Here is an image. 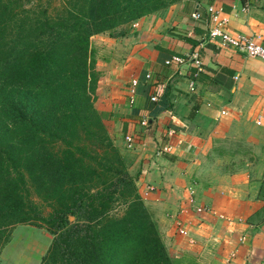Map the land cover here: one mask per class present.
Wrapping results in <instances>:
<instances>
[{
    "label": "trees",
    "instance_id": "1",
    "mask_svg": "<svg viewBox=\"0 0 264 264\" xmlns=\"http://www.w3.org/2000/svg\"><path fill=\"white\" fill-rule=\"evenodd\" d=\"M173 1L0 0V229L45 225L40 264H178L94 106L89 48Z\"/></svg>",
    "mask_w": 264,
    "mask_h": 264
},
{
    "label": "crops",
    "instance_id": "2",
    "mask_svg": "<svg viewBox=\"0 0 264 264\" xmlns=\"http://www.w3.org/2000/svg\"><path fill=\"white\" fill-rule=\"evenodd\" d=\"M258 1L245 0L242 4L240 0H180L158 14L145 15L121 26L124 29L121 34L105 37L104 58L94 59L95 70L99 72L96 92L101 96L103 123L122 153L144 203L152 210L169 208L165 213L159 212V219L179 218L187 234H193L194 238L201 237L197 227L198 223L203 225L201 218H205V223L213 216V221L221 220L217 217L220 213L214 209L215 214L195 213L185 202L187 187L194 191L196 205L226 207L235 215L241 212L237 217L241 222L233 227L227 225L232 232L220 224L223 230L218 234L213 253L216 264H264V135L260 140L262 148L251 155L248 171L240 175L243 186L238 187L236 182L230 186L233 175L223 170H217L218 179L224 181L219 184L212 181L211 185L201 186L196 177L204 175L208 168V165L204 168L203 161L209 159V140H202L207 130L214 128L217 133L212 134H218L221 124L229 123L230 119L239 128L242 111H252L257 101L264 98V60L245 57L209 40L206 7L211 4L220 8L228 19L229 33L258 34L264 44V9L257 8L261 7ZM193 12L200 14L198 20L191 18ZM193 51L203 65L194 79H191V65L163 64L170 55ZM133 78L137 84L134 101L129 105L128 87ZM190 80L192 90L188 89ZM150 95L157 101L151 103ZM192 108L194 114L189 116ZM228 108L238 109L240 113L233 112L229 117ZM220 110L227 113L221 115ZM217 113L228 118L215 121ZM142 118L147 120L146 126L139 124ZM253 125L264 126L254 122ZM245 128L250 129V125ZM127 134L133 140L130 149L123 141ZM247 141L254 143L250 137ZM165 146L166 151L162 150ZM146 185H152L153 190L144 195ZM240 236H244V241L238 243ZM204 241L206 245L211 243L207 235ZM207 251L204 246L201 254Z\"/></svg>",
    "mask_w": 264,
    "mask_h": 264
},
{
    "label": "rangeland",
    "instance_id": "3",
    "mask_svg": "<svg viewBox=\"0 0 264 264\" xmlns=\"http://www.w3.org/2000/svg\"><path fill=\"white\" fill-rule=\"evenodd\" d=\"M179 1L180 0H175L171 4L164 7L163 9L153 13L158 14L161 11L168 8L170 5L177 3ZM258 2L260 4L259 6L261 7H257V8L264 9V0H259ZM121 26L110 31L98 33L104 35L102 36V38H98L94 36L96 34L89 37V48L91 50V54L94 59L95 58L101 59L102 57L104 58L105 52L103 49L107 44V42L104 41L105 37L106 38L107 36L113 37L121 34V32H123L124 30ZM100 100H101L100 93L95 92L94 106L98 111V113L100 112V109L103 108L102 102H100ZM228 109H229L228 115L232 114L233 112L237 114L240 113L238 109L235 108H228ZM258 112L264 113V98L262 97L260 98L259 101H257L255 107L252 108V111L249 110H247L246 112L242 111L240 115L241 122L239 124L240 126L239 128H237L238 125L237 122L235 120L230 119L229 123L221 124L222 129L221 128L219 129L220 133L218 134H212L216 132L214 128L207 130V134L205 135L206 137H202V140L203 141L209 140L207 146L209 148V159L207 161L206 160L203 161V164L205 165L204 168H207V165L208 168H207V172L204 175L196 176L201 186L211 185L212 181H214L215 184H219V181L224 182L222 179H218L220 174H218L217 170H223L225 173H229V175H233L230 177L233 181L229 184L230 186H232V184L235 182L238 185V187L243 186L245 184L240 178L241 177L240 175L248 171V165H249L248 163L252 162L253 160V157L251 155H255L254 152L262 148L261 138L264 135V126L263 128L253 127L254 126L253 117ZM99 115L101 116L102 121H104V117L101 115V112L99 113ZM228 115L224 117H220L219 113H217L214 120L218 121L219 119L220 120L226 119L228 118ZM233 125L236 126L233 127ZM249 125H250V129L245 128L246 126ZM247 137L248 138L250 137V139H254V143L251 142L250 144L247 141ZM110 139L112 141L111 137ZM116 149L118 150L117 147ZM120 155L127 170L126 163L123 160L122 153H120ZM209 168L212 174L209 172L208 170ZM129 176L132 178L131 175ZM139 197L142 203L144 204V206L146 207V209L150 212L152 219L156 224L160 239L165 247V251L174 261H177L178 264H207V262L208 263L210 262V264L211 263L216 264L217 258L216 255L213 253L216 250L215 248L216 244H218V240H219L218 234H221V231L223 230L221 229V227L225 225V229H228L227 231L232 232L233 229L228 228L227 225L233 227L235 223L237 224L241 222V220L237 218L239 215H242L241 212L239 213V215H235L227 211L226 207L222 209L215 205L213 206L208 205L209 207L208 206L207 207L209 208L210 211H213L212 209H214L218 211L220 214H222L221 211H223L224 218L219 220V222L220 221L222 222L219 223L213 221L214 219L212 218L214 216L207 220L208 223L203 222L205 218H201L200 223H203V225L199 226V223L197 224V227L200 231L199 233L201 235L200 238H194L193 237L194 235L192 234L193 235L192 236L190 233L187 234L188 237L180 236L179 234H177L176 231V226H175L176 217H174L171 221L169 220V217L164 216L163 221H161L159 219L161 215L159 214V212H162L163 209L161 210L160 208L157 210H152L150 206H147V204L144 203L143 196L140 195ZM32 199L36 205V208L41 212L43 216H46L50 211L49 206L45 202H42L41 200L37 199L34 196H32ZM123 208L124 206L122 204L116 202L113 205L112 209L110 210V214L119 215L121 214ZM168 209L169 208L167 207L163 211V213H165V211H168ZM197 216L200 217L199 215ZM66 218L68 221H74V217L71 215H67ZM221 223H223L222 226H220ZM206 235L208 239L211 240V243L209 245H206L204 241V236ZM53 236L54 235L51 234L48 228L43 224L41 226H38V225H33L31 223H13L4 228H1L0 229V264H40V260L43 254L45 253L47 247L49 246ZM238 239L237 241L239 243ZM173 244H176L177 247L175 248ZM204 246H207V249L209 251H207L205 254H201ZM207 253L208 255H206Z\"/></svg>",
    "mask_w": 264,
    "mask_h": 264
},
{
    "label": "built area",
    "instance_id": "4",
    "mask_svg": "<svg viewBox=\"0 0 264 264\" xmlns=\"http://www.w3.org/2000/svg\"><path fill=\"white\" fill-rule=\"evenodd\" d=\"M207 13V22L210 23L207 27L206 37L209 40L216 41V43L221 47L231 48L239 52L240 54L244 55L245 57L257 58L264 60V44L262 43V37L258 34H244V33H237L231 34L227 31L226 25L228 19L226 16L221 14L220 8H216L214 5H207L206 7ZM191 18L194 20H198L200 18V14L198 12L191 13ZM135 25V24H133ZM163 64L168 65H183L188 64L191 65V79H194L198 73L203 70V65L198 58V54L196 51H193L189 54L185 55H170L169 57L165 58ZM149 75L146 74L145 78H148ZM137 84V80L135 78L130 80L129 87H128V95H127V103L130 105L134 101V93H135V86ZM193 82L192 80L189 81L188 89H193ZM149 101H157V98L154 95L149 96ZM227 112L224 110H220L221 115H225ZM255 125H264V113L258 112L253 120ZM139 124L141 126L147 125V120L142 118L139 120ZM172 131H168V134H171ZM123 141L125 147L130 149L133 145L132 136L130 134L124 135ZM162 150H168V147H162ZM153 190L152 185H146L144 195L147 192ZM187 196L185 198V202L190 207H193L192 210L195 213H211L215 214L214 211H210L208 207L196 205L194 199V191L191 187L186 188ZM179 211H183L181 208ZM217 217L223 219L224 215L217 214ZM175 226L177 234L180 236H187V230L183 227L182 222L179 218L175 219ZM239 242L244 241V236L239 237Z\"/></svg>",
    "mask_w": 264,
    "mask_h": 264
}]
</instances>
